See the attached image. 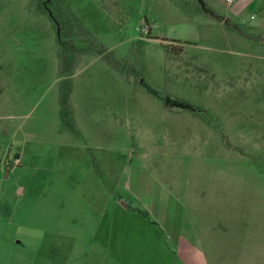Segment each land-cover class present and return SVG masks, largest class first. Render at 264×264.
<instances>
[{
  "label": "rangeland",
  "instance_id": "1",
  "mask_svg": "<svg viewBox=\"0 0 264 264\" xmlns=\"http://www.w3.org/2000/svg\"><path fill=\"white\" fill-rule=\"evenodd\" d=\"M249 1L0 0V264L15 205L81 251L93 174L119 198L130 168L245 238L237 208L264 211V0Z\"/></svg>",
  "mask_w": 264,
  "mask_h": 264
},
{
  "label": "crops",
  "instance_id": "2",
  "mask_svg": "<svg viewBox=\"0 0 264 264\" xmlns=\"http://www.w3.org/2000/svg\"><path fill=\"white\" fill-rule=\"evenodd\" d=\"M138 172L144 171L126 170L131 176L123 180L120 188L125 194L119 198L93 174V180L100 183L101 200L95 208H86V243L81 251L77 246L81 240L45 241L41 218L25 222V214L15 205L3 223L4 230L14 233L3 249L2 264H264V227L253 224L247 212L262 218L264 211L257 202L252 201L251 207L250 201L243 202L237 208L246 236L229 244L222 238L212 203L210 207L184 203L164 181L149 176L145 180L141 175L133 180ZM208 213L210 219L201 221L197 232L187 236L192 217ZM43 245L50 247L46 254L40 253ZM53 249L63 253L59 257L48 254Z\"/></svg>",
  "mask_w": 264,
  "mask_h": 264
},
{
  "label": "trees",
  "instance_id": "3",
  "mask_svg": "<svg viewBox=\"0 0 264 264\" xmlns=\"http://www.w3.org/2000/svg\"><path fill=\"white\" fill-rule=\"evenodd\" d=\"M51 18H52V17H51ZM65 52H66V51H64V49H63L62 52H60L59 57H60V60H61V63H62L63 69L66 70V71H64V72H67L68 69H67V67H66V64H67V62H70V61H68V60L66 59V55H65L66 53H65ZM68 92H69V91H68ZM68 94H69V93L63 95V96L61 97V99H60V104H61V108H62V109H64L65 106L67 105Z\"/></svg>",
  "mask_w": 264,
  "mask_h": 264
}]
</instances>
